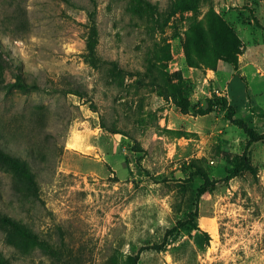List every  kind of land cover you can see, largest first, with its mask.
Returning a JSON list of instances; mask_svg holds the SVG:
<instances>
[{"label":"rangeland","instance_id":"374dc122","mask_svg":"<svg viewBox=\"0 0 264 264\" xmlns=\"http://www.w3.org/2000/svg\"><path fill=\"white\" fill-rule=\"evenodd\" d=\"M214 94L264 133V0H0V149L37 184L0 163V260L264 264V139L195 114ZM203 174L218 182L197 200Z\"/></svg>","mask_w":264,"mask_h":264},{"label":"trees","instance_id":"16d2710c","mask_svg":"<svg viewBox=\"0 0 264 264\" xmlns=\"http://www.w3.org/2000/svg\"><path fill=\"white\" fill-rule=\"evenodd\" d=\"M98 43H99V30L96 21V10H92L89 13V33L86 42V51H87L86 57L89 60V62L93 65H96L98 61L96 54V48L98 46ZM17 86L23 90L41 89V87L36 83L33 84L28 83L21 75L17 77ZM177 105L180 107L182 113L189 114L190 112L189 104L185 98L180 97L179 101H177ZM212 111L225 112L226 117L230 123L238 124L242 128H244L245 131L251 132L250 133L251 139L249 141V144L264 139V133L259 134L249 129L247 123L243 119L236 118V109L233 105L228 103L226 98L214 94L213 98L206 99V103L203 106H199L198 108H196L195 114L205 115L211 113ZM244 160L246 161V158H244ZM0 163L10 167L15 172L20 174L25 179L27 184L33 187L37 191L35 175L25 161L0 149ZM193 166L194 164H192L189 167H193ZM240 169L242 168L236 169L233 173L227 176L226 179L229 180L235 177L236 175H238ZM203 177H204V183L200 186V188L197 191V200H199L205 193L207 192L211 193L215 189L216 183L218 182L217 180L210 179L205 174H203ZM197 217H198V210L196 209L189 213L187 220L179 221L172 229L168 230L167 233L169 234L173 233L174 231H177L178 229L187 226L194 227L196 225L195 221ZM1 224L3 225V227L7 228L8 230L17 233L23 238L27 239L33 245H36L51 253H56V250L52 247V245H50V243L47 240L42 239L38 234L34 233L32 230L28 229L27 227L13 220L11 217L8 216L1 217ZM167 237L168 235L165 237L162 243L149 245L146 246L144 249L162 250L167 244ZM138 256L139 255L136 256L134 260V264H137ZM0 264H10V263L7 261L0 260Z\"/></svg>","mask_w":264,"mask_h":264}]
</instances>
